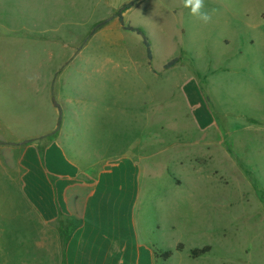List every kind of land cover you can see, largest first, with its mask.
I'll return each instance as SVG.
<instances>
[{
    "label": "rangeland",
    "instance_id": "obj_1",
    "mask_svg": "<svg viewBox=\"0 0 264 264\" xmlns=\"http://www.w3.org/2000/svg\"><path fill=\"white\" fill-rule=\"evenodd\" d=\"M205 9L206 25L182 0H0V104L18 133L87 111L68 153L137 166L157 264H264V0Z\"/></svg>",
    "mask_w": 264,
    "mask_h": 264
},
{
    "label": "crops",
    "instance_id": "obj_2",
    "mask_svg": "<svg viewBox=\"0 0 264 264\" xmlns=\"http://www.w3.org/2000/svg\"><path fill=\"white\" fill-rule=\"evenodd\" d=\"M222 43L228 49L229 38ZM65 103L73 104L71 98ZM4 108L0 104V264H157L137 219V166L129 158L89 161L79 151L68 153L70 137L78 149L87 148V111L59 115L60 125L48 132L18 133V117Z\"/></svg>",
    "mask_w": 264,
    "mask_h": 264
},
{
    "label": "trees",
    "instance_id": "obj_3",
    "mask_svg": "<svg viewBox=\"0 0 264 264\" xmlns=\"http://www.w3.org/2000/svg\"><path fill=\"white\" fill-rule=\"evenodd\" d=\"M134 3H130L129 5H127V8H130V6H132ZM119 17V21L123 26V29L126 31H130V32H135L137 34H139L144 41V44L147 48L148 51V56L151 57V48H150V43H149V39L148 36L146 35V33L140 29V28H136V27H132L130 25H125L124 24V19L121 13L118 14ZM177 61V59L172 60L171 62L167 63L165 65V68H169L172 65L175 64V62ZM184 249V245L182 243L177 244V250H183ZM211 251V246H205L203 248H194L190 250V255L192 258H198L206 253H209ZM156 256H158L159 254L155 253ZM172 253L170 251L164 252L162 254H160V257L163 258L164 260H167L171 257Z\"/></svg>",
    "mask_w": 264,
    "mask_h": 264
},
{
    "label": "clouds",
    "instance_id": "obj_4",
    "mask_svg": "<svg viewBox=\"0 0 264 264\" xmlns=\"http://www.w3.org/2000/svg\"><path fill=\"white\" fill-rule=\"evenodd\" d=\"M183 7L190 9L189 14L198 19L202 24H208L212 20L215 9L206 10L205 0H182Z\"/></svg>",
    "mask_w": 264,
    "mask_h": 264
}]
</instances>
